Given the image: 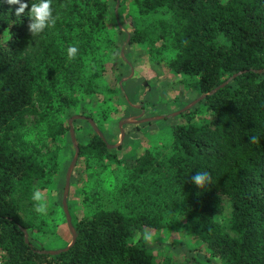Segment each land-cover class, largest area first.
Segmentation results:
<instances>
[{
    "label": "trees",
    "instance_id": "obj_1",
    "mask_svg": "<svg viewBox=\"0 0 264 264\" xmlns=\"http://www.w3.org/2000/svg\"><path fill=\"white\" fill-rule=\"evenodd\" d=\"M117 1L138 13L126 33L129 46H145L176 85L201 97L228 82L179 115L169 155L157 162L151 149H138L130 172L135 179L162 173L177 197L175 224L205 246L208 261L264 264V0ZM18 7L0 0V264H177L141 238L145 230L170 228L148 213L108 209L72 218L76 243L57 255L31 238L46 226L33 193L56 190L61 153L71 140L69 119L82 116L98 126L93 108L106 105L107 122L121 106L116 101L122 99L124 110L131 104L125 84L103 86L96 72L101 68L104 75L106 64L115 71L119 64L128 67L117 58L122 31L112 26L110 0H53L55 25L36 33L28 28L31 3L20 15ZM71 46L78 48L73 59ZM76 123L77 169L122 163L123 147L110 150L92 128L83 141ZM197 172H208L212 183L194 185Z\"/></svg>",
    "mask_w": 264,
    "mask_h": 264
},
{
    "label": "rangeland",
    "instance_id": "obj_2",
    "mask_svg": "<svg viewBox=\"0 0 264 264\" xmlns=\"http://www.w3.org/2000/svg\"><path fill=\"white\" fill-rule=\"evenodd\" d=\"M110 8L112 26L118 27L122 31L118 37L121 49L117 58L121 56L129 68L118 62L116 71L112 65L106 64L104 75L101 74L103 70L101 68H98L96 72L103 86H115L119 83L121 87L125 84L127 92L125 89L123 92L131 105L130 108L124 110L121 108L122 105H125L122 99L116 101L115 104L121 106H119V110H113L111 116L108 115L107 122L104 121L103 113L104 111L108 112L106 105L96 108L88 105L87 108H93V116L98 118L100 128H103L104 125L110 128H107L104 133L101 132L109 145L120 144V124L123 121L133 119L140 121L157 117H166L167 119L150 123L128 124L133 127L124 125L126 138L121 145L123 150L118 152L122 159L121 164L92 162L90 166L93 168L86 170L84 168L88 167L87 164L79 166L78 169L76 168L77 164L75 165L71 175V180L72 177L74 180L72 186L70 184L67 198L71 220L108 209H119L129 215L148 213L161 216L170 224V228L162 232L145 230L141 238L148 246L172 257L177 264H219L216 261L213 263L208 261L211 256L205 246L196 244L185 234L181 225L175 224L178 220L177 197L173 190L166 185L162 173L149 174L143 178L135 179L129 170L138 154V149H151L157 162H161L171 153L172 127L181 121L180 116L175 118L172 116L191 105L200 96L195 90H185L183 86L176 85L174 75L158 65L156 60H151L145 46L138 48L129 46L126 33L132 32L134 19L138 18L136 7L127 6L124 3L121 6V1L110 0ZM144 20L146 23L151 22L148 18ZM138 98L144 101L145 110L140 107L142 103H140L141 100L137 101ZM78 110L80 112L81 107ZM75 123H73L74 131ZM76 125L82 126L83 132L79 133L81 136L79 138H83L84 141V138L90 135L93 127L89 123L90 127L86 122H77ZM30 126H34V121L28 124L29 128ZM69 140L61 153V174L56 179V190L40 192L43 208L41 216L46 226L43 233L31 234L37 247L46 252L62 250L72 242V234L63 207L67 173L75 157L70 146L73 145L72 139ZM76 142L78 144L77 138Z\"/></svg>",
    "mask_w": 264,
    "mask_h": 264
},
{
    "label": "water",
    "instance_id": "obj_3",
    "mask_svg": "<svg viewBox=\"0 0 264 264\" xmlns=\"http://www.w3.org/2000/svg\"><path fill=\"white\" fill-rule=\"evenodd\" d=\"M129 38L127 40V43L129 42ZM124 52V48L122 50V54ZM134 73V72H133ZM133 73H132V76H133ZM259 73H264V70L263 71H260ZM237 76H234L233 78H235ZM231 81V80H229ZM228 84L225 83L224 85H222L221 87L217 88L216 90L212 91L210 94L208 95H203L201 96L200 98H198L196 101H194L191 105H189L188 107L184 108L183 110L177 112L176 114H174L172 117H177L179 115H181L182 113H185L186 111L190 110V109H193L195 106H197L201 101H203L207 96H211V95H214L215 93H217L221 88H224L226 85ZM144 115V114H143ZM166 117H157V118H153V119H146V120H136V119H133V120H128V121H123L121 124H120V132H121V138H120V144L119 145H109V149L110 150H114V149H118L124 142L125 138H126V132L124 130V125H128V124H135V123H150V122H153V121H158V120H164ZM77 120H86L90 123V125L93 127V129L95 130V132L105 140L104 138V135L100 132V130L97 128V126L95 125L94 121L92 119H87L86 117H82V116H74L70 121H69V125H70V135H71V139H72V142H73V145H74V148L76 150V153H75V157L72 161V164L68 170V173H67V178H66V187H65V193H64V197H63V207H64V210H65V213L67 215V220H68V225H69V228H70V231H71V234H72V242L69 244V246L67 248H64L62 250H59V251H56V252H45V253H48V254H52V255H57V254H60L62 252H65V251H68L70 248H72L74 246V244L76 243V240H77V235H76V232L72 226V220H71V216H70V213H69V210H68V206H67V198H68V195H69V191H70V184H71V175H72V171L75 167V165L77 164V161L79 159V155H80V150H79V147H78V144L76 142V136H75V131H74V128H73V123ZM26 241L29 243V236H28V233H26Z\"/></svg>",
    "mask_w": 264,
    "mask_h": 264
},
{
    "label": "clouds",
    "instance_id": "obj_4",
    "mask_svg": "<svg viewBox=\"0 0 264 264\" xmlns=\"http://www.w3.org/2000/svg\"><path fill=\"white\" fill-rule=\"evenodd\" d=\"M10 4H18L17 15H20L25 12V9L28 8L29 3H31V7L27 12V16L30 19V23L28 25L29 31L32 33H36L45 28L46 24L48 28H52L55 23L57 17H53V0H27V2H23V0H8ZM78 52V48L75 46H71L67 49V55L69 59L75 58ZM192 183L199 188H204L206 184L212 183L211 175L208 172H197L195 176L192 178ZM34 200L39 201L41 199V193L39 191H35L33 193ZM38 211H43V208L40 207L37 209Z\"/></svg>",
    "mask_w": 264,
    "mask_h": 264
},
{
    "label": "built area",
    "instance_id": "obj_5",
    "mask_svg": "<svg viewBox=\"0 0 264 264\" xmlns=\"http://www.w3.org/2000/svg\"><path fill=\"white\" fill-rule=\"evenodd\" d=\"M2 259H3V253L0 251V263H1Z\"/></svg>",
    "mask_w": 264,
    "mask_h": 264
}]
</instances>
